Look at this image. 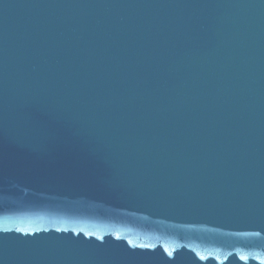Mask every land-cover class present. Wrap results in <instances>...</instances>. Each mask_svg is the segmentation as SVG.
I'll list each match as a JSON object with an SVG mask.
<instances>
[{
	"label": "water",
	"instance_id": "obj_1",
	"mask_svg": "<svg viewBox=\"0 0 264 264\" xmlns=\"http://www.w3.org/2000/svg\"><path fill=\"white\" fill-rule=\"evenodd\" d=\"M0 264H264V0H0Z\"/></svg>",
	"mask_w": 264,
	"mask_h": 264
}]
</instances>
